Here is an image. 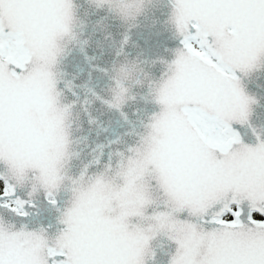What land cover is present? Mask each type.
<instances>
[{
	"label": "snow or ice",
	"instance_id": "obj_1",
	"mask_svg": "<svg viewBox=\"0 0 264 264\" xmlns=\"http://www.w3.org/2000/svg\"><path fill=\"white\" fill-rule=\"evenodd\" d=\"M168 6L174 58L151 61L159 77L141 67L131 86L117 78L102 100L121 110L146 84L158 110L102 171H89L101 152L73 176L75 101L62 100L58 64L78 6L0 0V264H155L160 237L174 246L168 264H264V127L244 83L264 71V0ZM45 202L56 225L32 226Z\"/></svg>",
	"mask_w": 264,
	"mask_h": 264
},
{
	"label": "water",
	"instance_id": "obj_2",
	"mask_svg": "<svg viewBox=\"0 0 264 264\" xmlns=\"http://www.w3.org/2000/svg\"><path fill=\"white\" fill-rule=\"evenodd\" d=\"M117 2L130 5V10H135L136 6L140 5L141 11L135 27L128 28L113 16L119 9L109 12L107 8L95 9L88 0H74L78 6V19L84 24L81 39H86L88 43L83 47L69 45L58 64V71L61 73L58 87L64 93L62 100L64 103L75 101L71 139L74 141L73 149L79 156L70 162L69 172L73 176L78 175L83 166L89 164L101 152L103 155L100 156V165L91 166L89 171H102L103 166L109 162V154L126 151L129 146L134 145L138 139L136 133L142 131L141 122H146L150 115L158 110L157 105L145 99L148 93L146 84L132 86L135 99L129 100L121 110L109 108L102 102L111 99L110 89L114 87V81L111 79L113 62L123 60L126 55L129 60H137L146 72L159 77L162 65H153L151 61L158 58L170 61L174 58V50L179 47L174 29L165 23L170 13L168 0H152L149 4L141 3L140 0ZM125 35L129 40L124 45L123 54L118 57L116 52ZM68 82L72 85L71 91L65 87ZM128 83L131 86L133 82ZM244 83L246 90L260 100V104L254 106L251 123L257 128L264 127V71L253 74ZM97 96L101 99H97ZM234 127L238 128L245 143L256 142L255 136L247 126ZM117 159L113 155L112 163L115 164ZM67 198V195L61 192L58 205L62 207ZM32 211L37 212V209ZM56 215L54 210H48L45 202V207L31 217L32 226H55ZM52 230L55 231V227ZM153 246L157 252L155 264H168L169 254L174 250V246L164 237L153 241Z\"/></svg>",
	"mask_w": 264,
	"mask_h": 264
},
{
	"label": "clouds",
	"instance_id": "obj_3",
	"mask_svg": "<svg viewBox=\"0 0 264 264\" xmlns=\"http://www.w3.org/2000/svg\"><path fill=\"white\" fill-rule=\"evenodd\" d=\"M90 5L97 9L96 5ZM98 7L100 9L107 8L109 12H114V10L119 9V11L114 12L113 16L119 19L123 25L128 26V28L135 27L138 15L141 11L140 5H137L135 10H130V5H122L117 2V0H107L105 4L99 5ZM145 7H147V5H145ZM74 27L75 31L64 38V49L68 48L69 45H80L83 47L88 43L86 39H81L84 33V24L78 21ZM85 41H87V43H85ZM123 48L124 45L121 44L119 50L116 52L118 57L123 54ZM140 68L141 65L137 60H129L125 55L123 60H116L113 62L111 66V79L115 81L117 78H120L128 82H134V77Z\"/></svg>",
	"mask_w": 264,
	"mask_h": 264
}]
</instances>
